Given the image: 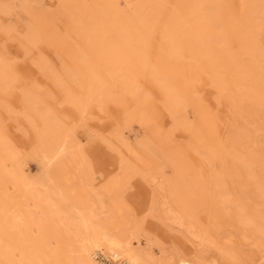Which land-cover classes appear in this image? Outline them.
Wrapping results in <instances>:
<instances>
[{
    "label": "rangeland",
    "instance_id": "1",
    "mask_svg": "<svg viewBox=\"0 0 264 264\" xmlns=\"http://www.w3.org/2000/svg\"><path fill=\"white\" fill-rule=\"evenodd\" d=\"M258 49L251 0H0V219L42 232L2 224L0 264H78L81 215L162 264H264Z\"/></svg>",
    "mask_w": 264,
    "mask_h": 264
},
{
    "label": "bare ground",
    "instance_id": "2",
    "mask_svg": "<svg viewBox=\"0 0 264 264\" xmlns=\"http://www.w3.org/2000/svg\"><path fill=\"white\" fill-rule=\"evenodd\" d=\"M251 4L254 12H256L257 8L261 7L264 13V8L262 7L260 0H251ZM198 25H200L199 22ZM256 58L264 67L263 49H258ZM48 131L49 132H47L46 135H50L51 138L49 141V149L45 154V158L48 164H52L65 153L68 147L66 144L67 140L60 127L54 130L48 129ZM27 185L28 187L34 188L35 183L34 181H32V179H29ZM168 202L169 201H167V203ZM7 211L9 213L6 215V217L3 216L4 218L0 219V226L4 223L8 224L11 228L22 226L32 237L37 239L40 238V236L42 235V232L40 231L41 227L39 228V225L30 219V215L24 212L25 210H23V208H8ZM81 217V224L84 226V229L86 231L85 235H82L83 233L78 229V231L74 233L75 238L73 239V230L70 228L67 229L68 236L71 239V242L67 244L68 252L72 256L73 260L78 264H111V262H119L117 264H162V258L157 256V252L161 251V249L157 250L156 246L150 245L151 240L149 238H141L139 236H136L134 233L129 234L127 237L120 238L113 233L106 231L105 227L99 220L95 222L91 217L86 218L83 215H81ZM89 229L93 230L92 234H89ZM144 241L145 244H143ZM179 264L192 263L188 260L181 259Z\"/></svg>",
    "mask_w": 264,
    "mask_h": 264
}]
</instances>
